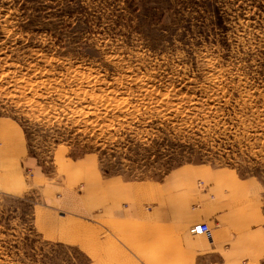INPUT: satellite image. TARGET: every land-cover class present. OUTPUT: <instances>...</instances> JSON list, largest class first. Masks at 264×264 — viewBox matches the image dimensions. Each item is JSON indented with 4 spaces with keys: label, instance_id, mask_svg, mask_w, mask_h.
I'll use <instances>...</instances> for the list:
<instances>
[{
    "label": "rangeland",
    "instance_id": "1",
    "mask_svg": "<svg viewBox=\"0 0 264 264\" xmlns=\"http://www.w3.org/2000/svg\"><path fill=\"white\" fill-rule=\"evenodd\" d=\"M0 126L20 145L25 186L0 191V264H92L82 244L51 238L41 211L61 207L55 184L94 173L230 168L255 179L264 213V0H0ZM108 226L102 253L163 259L145 233L133 243L130 224Z\"/></svg>",
    "mask_w": 264,
    "mask_h": 264
},
{
    "label": "crops",
    "instance_id": "2",
    "mask_svg": "<svg viewBox=\"0 0 264 264\" xmlns=\"http://www.w3.org/2000/svg\"><path fill=\"white\" fill-rule=\"evenodd\" d=\"M4 129L0 126V191L14 193L25 187L22 151L12 141L4 144L10 137ZM27 157L26 163L39 169L36 159L29 154ZM41 175L40 171L36 173L38 179ZM200 175L205 178L202 189L197 183ZM93 176L89 183L77 188L55 184L53 188L60 187L55 203L61 207L49 204L48 210L41 211V221L51 238L82 244L86 255L93 256L92 264H97L94 256L99 260L102 255L105 264H115L119 254L122 260L118 258L116 264H126L124 256L131 261L129 254L137 260L133 246H103V254L96 242L100 240L99 227L109 225L120 235L119 227L129 224L133 243L139 242L142 232L148 238L149 253L163 252V259L155 264H258L264 257V213L258 205L260 191L253 177L243 178L230 168L190 166H182L161 181L110 180L96 173ZM61 208L72 218L58 220L53 212ZM202 221L208 222L210 232L192 235L189 227ZM149 260L153 264L152 257Z\"/></svg>",
    "mask_w": 264,
    "mask_h": 264
},
{
    "label": "built area",
    "instance_id": "3",
    "mask_svg": "<svg viewBox=\"0 0 264 264\" xmlns=\"http://www.w3.org/2000/svg\"><path fill=\"white\" fill-rule=\"evenodd\" d=\"M189 232L192 235L200 236L201 234H206L210 232V226L207 222H200L198 224H194L190 227Z\"/></svg>",
    "mask_w": 264,
    "mask_h": 264
},
{
    "label": "bare ground",
    "instance_id": "4",
    "mask_svg": "<svg viewBox=\"0 0 264 264\" xmlns=\"http://www.w3.org/2000/svg\"><path fill=\"white\" fill-rule=\"evenodd\" d=\"M122 98V97H121Z\"/></svg>",
    "mask_w": 264,
    "mask_h": 264
}]
</instances>
